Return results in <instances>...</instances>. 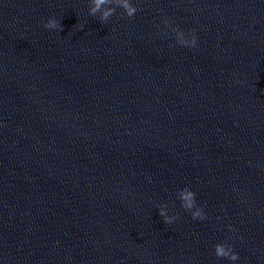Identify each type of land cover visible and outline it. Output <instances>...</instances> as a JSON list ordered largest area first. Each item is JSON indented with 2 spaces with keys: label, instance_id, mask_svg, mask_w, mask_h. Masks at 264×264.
<instances>
[{
  "label": "water",
  "instance_id": "95a60500",
  "mask_svg": "<svg viewBox=\"0 0 264 264\" xmlns=\"http://www.w3.org/2000/svg\"><path fill=\"white\" fill-rule=\"evenodd\" d=\"M131 2L0 0V264H264V0Z\"/></svg>",
  "mask_w": 264,
  "mask_h": 264
},
{
  "label": "clouds",
  "instance_id": "9594fccd",
  "mask_svg": "<svg viewBox=\"0 0 264 264\" xmlns=\"http://www.w3.org/2000/svg\"><path fill=\"white\" fill-rule=\"evenodd\" d=\"M117 8H122L124 14L128 18H133L139 11V9L133 5L131 0H89V14L91 16H97L99 14L100 21L103 23L109 21L110 17L116 13ZM164 24L170 26V21L166 19ZM44 27L48 30L63 31L61 21H58L55 18H50ZM81 28H83V25H81ZM171 31L175 33L179 45L184 47H196L197 37L194 34L191 36V39L188 40L185 38V33L178 27L171 28ZM178 198L181 201L182 208L191 212L194 220L203 221L207 219L204 209L197 205L196 194L192 190L187 187L183 188L179 191ZM157 207L159 209V215L163 218L165 224L171 225L179 218L176 215L170 216L168 214L169 209L167 205L160 204ZM228 228L229 231H235L231 225H229ZM214 249L217 258L228 259L232 262L240 259L239 255L233 251V247L227 242L216 244ZM69 259H71V257H69Z\"/></svg>",
  "mask_w": 264,
  "mask_h": 264
}]
</instances>
